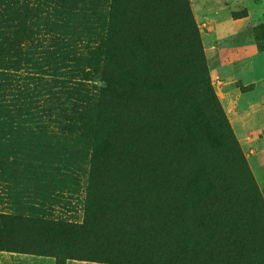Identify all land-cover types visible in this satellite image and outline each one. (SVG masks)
Here are the masks:
<instances>
[{
  "label": "rangeland",
  "instance_id": "374dc122",
  "mask_svg": "<svg viewBox=\"0 0 264 264\" xmlns=\"http://www.w3.org/2000/svg\"><path fill=\"white\" fill-rule=\"evenodd\" d=\"M188 2L213 94L180 80L158 114L144 121L145 160L133 154L134 140L114 131L108 101L67 111L63 125L69 132L57 144L40 137L15 150L0 146L7 172L0 214L13 216L12 226L0 228V264H194L184 260L191 250L209 256L211 214L241 220L264 252V0ZM85 20L82 10L68 33L78 70L86 84L99 88L107 73L103 48ZM137 55L131 48L119 54L123 60ZM123 69L119 75L131 89L139 77L129 62ZM50 105L55 112L67 106L61 98ZM47 123L59 132L57 122ZM105 160L124 169L128 186L118 193L125 200L121 207L118 200L101 201L93 189ZM136 162L177 190L173 207L182 230L166 214L169 191L154 194ZM227 202L229 209H217Z\"/></svg>",
  "mask_w": 264,
  "mask_h": 264
},
{
  "label": "trees",
  "instance_id": "16d2710c",
  "mask_svg": "<svg viewBox=\"0 0 264 264\" xmlns=\"http://www.w3.org/2000/svg\"><path fill=\"white\" fill-rule=\"evenodd\" d=\"M82 10L87 30L94 34L98 48H103L107 73L99 88L86 84L85 72L78 70L75 39L68 33L71 20ZM130 48L138 50V55L123 60L119 54ZM112 52L113 57L109 55ZM128 62L134 77H139L131 89L118 72ZM180 80L187 83L186 88L213 94L188 0H0V146L15 150L26 139L40 137L46 138L48 146L57 144L66 140L65 132H69L63 125L67 111L108 101L106 106L113 111L117 127L114 131L122 133L126 141L134 140L133 154L145 160L141 145L144 121L158 114ZM58 98L67 106L56 107L59 111L55 112L50 104ZM213 102L216 104L214 97ZM108 120L112 122L110 117ZM47 121L57 122L59 132L48 129ZM15 153L19 156L20 152ZM130 156L127 152L124 160ZM3 167L0 184L7 174ZM136 167L140 176L151 180L154 194H169L166 214L174 216L173 224L182 230L183 222L175 218L173 207L172 191L177 190L167 187L159 177L161 182L153 179L155 170L147 164L136 162ZM96 172L98 181L93 189L101 201L118 200L123 206L125 200L118 193L121 186H128L123 180L124 169L105 160ZM229 208L227 202L217 209ZM210 217L209 256L197 248L185 261L264 264L260 244L241 220L228 215L223 219L213 214ZM12 219L0 214V228L12 226Z\"/></svg>",
  "mask_w": 264,
  "mask_h": 264
},
{
  "label": "crops",
  "instance_id": "0c3cea01",
  "mask_svg": "<svg viewBox=\"0 0 264 264\" xmlns=\"http://www.w3.org/2000/svg\"><path fill=\"white\" fill-rule=\"evenodd\" d=\"M225 26V25H224ZM223 27H216L215 30H214V35L217 37L218 35L221 34V31H222Z\"/></svg>",
  "mask_w": 264,
  "mask_h": 264
}]
</instances>
